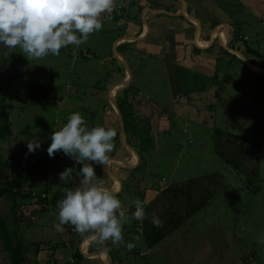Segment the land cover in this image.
I'll return each mask as SVG.
<instances>
[{"label": "rangeland", "instance_id": "1", "mask_svg": "<svg viewBox=\"0 0 264 264\" xmlns=\"http://www.w3.org/2000/svg\"><path fill=\"white\" fill-rule=\"evenodd\" d=\"M213 1L224 12H229L228 8L234 9L230 4L233 1ZM246 1L236 0L245 16L253 14ZM255 16H252V23L246 16L247 23H251L264 40L262 16ZM246 28L248 26L240 29L243 32ZM102 31L107 33L108 29L103 27ZM85 51L87 49L83 44L79 47L70 45L62 48L59 56L49 55L41 60L30 61L19 48L9 49L0 44V56L7 57L8 61L6 72L0 73V82L7 81L12 89L22 92H28L31 84L39 86L35 89L37 99L13 102L14 108L9 111L11 133L8 140H0V151L6 154L12 145L18 158L24 162H37L39 178L45 171L49 176L50 191L47 190V193L53 202L57 197L52 192L58 189V185V191L66 186L63 181H59L61 167L72 168L74 176L77 173L73 168L75 161L62 151L54 157H50L47 152L51 133L66 123L71 113H82L89 128L103 124L113 129L119 124V144L114 146L108 157L113 154L118 156L120 150H127V144L138 150V147L128 143V135L125 143L122 142L120 117L110 100L116 88L122 89L116 84L124 83L131 75L129 84L137 85V99L142 101L141 113L145 116L143 124L154 139L155 149L152 151L149 148L144 157V153L139 150L133 151L138 162L147 164L131 173L133 176L127 187L138 194L143 192L147 183H161L164 177L167 182L178 183L172 186L180 187L176 200L184 202L180 192L184 190L188 199L200 207L193 209L196 210L195 216L183 218L175 226L172 235L164 241L160 255L152 257L154 264H264V89L258 90L253 83L254 75L245 66L227 67L216 59L217 68L214 66L219 77L217 80L209 75L188 74L192 82L200 79L206 86L202 82L200 88H179L168 85L169 71L161 69L155 58L146 52L137 57V67H142L141 70L131 63L128 72L114 49L89 57L81 54ZM226 74L231 75L232 80L225 82ZM244 82H247V87H243ZM45 85H49L50 89L47 90ZM42 86L45 89H41ZM220 88L222 91L216 98ZM172 91L174 94L170 93ZM193 91L197 92L190 94ZM188 92L190 95L187 98L182 95ZM126 95L128 93L121 92L115 104ZM212 101L215 105L206 107ZM251 119V124H244V120L250 123ZM112 120L115 122L110 127ZM28 141H39L40 147L30 153ZM173 162H177L179 167L170 168ZM227 162H241V184L236 180H228L223 186L222 182H218L219 185L214 182L217 187L214 191L210 190L204 175L212 170L225 175ZM251 162L258 164L257 170L260 172L253 184L248 183L245 176ZM135 184L138 187H133ZM77 185L75 182L74 187ZM36 188L41 190L42 183L37 182ZM166 198L165 193L164 202H167ZM26 205L22 203L18 209L22 217L19 232L27 249L28 264H38L33 258L37 248L34 242L52 236V225L56 218L43 214L27 227L30 220L36 219V215L32 213L34 207ZM179 207L186 209L184 204H179ZM0 215L13 218L9 204L2 199ZM159 231L162 232V227ZM46 244L42 246L47 247ZM0 264H11L1 238Z\"/></svg>", "mask_w": 264, "mask_h": 264}, {"label": "crops", "instance_id": "2", "mask_svg": "<svg viewBox=\"0 0 264 264\" xmlns=\"http://www.w3.org/2000/svg\"><path fill=\"white\" fill-rule=\"evenodd\" d=\"M184 1L185 3L182 0H116V7L111 13V19H107L106 16L102 18V28H107L108 32L102 31L101 28L99 31L90 34L87 42L83 44L87 51L81 54L89 57L114 49L115 55L119 56L122 62L125 59L129 66L132 63L136 65L138 70H141L142 67H137V57L146 52L155 58V61L161 65V69L166 72L169 71V86L179 88L199 86L200 88L203 81L198 79L196 82H192L189 75L204 74L215 79L213 75L217 72L216 59L219 58V54L223 56V50H227L235 56L231 63H229V56H226L227 59L224 60V64L227 67L236 65L238 68L244 66L248 68L249 66L251 71L263 77L261 75L264 74V67L261 66L264 60V40H262L257 29L252 28L251 23L253 15L262 16L264 23V0L246 1L253 13L246 15L251 21L250 25L247 23L244 13L240 11L236 0H227L233 1L230 4L234 6L233 10L228 8L229 12L222 11L213 0ZM243 23L248 28L242 32L240 28L244 27ZM237 26L240 28L238 29ZM254 51L259 52V54L254 53ZM125 78L126 75L123 76V79ZM260 82L261 80L255 75L253 83L258 87V90L263 88ZM246 83L244 82L243 87L248 86ZM119 84L121 83L116 84V86L118 87ZM205 84L204 86H206ZM135 86L137 87V85ZM213 86L216 84L211 85L209 89H212ZM116 90L118 91L117 88ZM116 90L112 96L113 99H115ZM198 90L201 92V89ZM208 90L205 92V99H207ZM196 92L193 91L190 94ZM170 93L174 94L173 91ZM190 94L188 92L182 95L187 98ZM108 96L110 98V91ZM218 96L220 94L217 93L216 98ZM175 99L176 97L173 101ZM252 121L253 119L248 123L244 120V124H251ZM114 122L115 120H112L109 123L110 127ZM100 126L104 125L101 124ZM113 129L117 131L115 127ZM126 138L124 135L123 139L126 140ZM117 140L119 139L114 138V146L119 144ZM126 147L127 150H120L118 156L111 155L104 165H97L95 170L104 179L105 185L118 193V198L121 199L122 206L129 215L135 211V203L133 202L136 199L139 198L144 202L148 218L141 224L142 231L140 232L138 229L140 222L131 220L123 226L124 245L113 246L111 242L100 245L97 243L94 234L81 235L70 224L63 225V231H58L55 225L59 224V220L52 210L46 213L52 219L56 218L52 225V236L44 241L34 242L35 244L40 243L35 249V255H33L38 264H69L71 260L74 264H154L155 261L152 260V257L160 255L159 252L164 248V241L172 235L175 226L181 222V219L196 215V210L193 209L200 207L188 199L184 190L180 191L184 202L181 203L179 199L176 200L180 187L172 186L178 185V183L167 182L164 177L161 183H147L141 193L137 194L135 190L130 191L127 183L133 176L131 173L144 168L147 163L138 162L133 152H137V150L131 149L128 144ZM235 155L239 158L238 152ZM232 158H234V152ZM85 163L91 164L92 162ZM227 164L225 175H219L215 170L204 175L205 183L210 190L214 191L217 187L214 182L218 185V182H222L223 186L228 180H236L241 184L239 175L241 162H227ZM80 167V164L73 162V168L77 170L76 175H71L72 178L59 191L60 186L58 185V189L52 192L54 196L59 198L64 195L67 188H74L75 182L79 185ZM176 167H179L178 163L173 162L170 168ZM257 168L256 162L249 164L245 175L247 182L249 181L248 178L259 177L260 172ZM61 170L63 172L65 168L61 167ZM40 177L39 182L44 183L49 190L47 172L45 171V174ZM133 187L138 186L135 184ZM165 193L167 194V202H164ZM133 195L136 198H132ZM179 204H184L186 209L179 207ZM153 213L159 216L163 222L162 232L151 223ZM135 237H140L139 241ZM44 243H47V247L42 246ZM127 243H133L136 246L129 251L126 247Z\"/></svg>", "mask_w": 264, "mask_h": 264}, {"label": "clouds", "instance_id": "3", "mask_svg": "<svg viewBox=\"0 0 264 264\" xmlns=\"http://www.w3.org/2000/svg\"><path fill=\"white\" fill-rule=\"evenodd\" d=\"M115 7L116 0H0V44L19 48L30 61L59 56L62 48L86 43L90 34L102 28L103 17L111 19ZM116 134L114 129L100 125L89 128L80 112L71 113L67 122L51 133L48 155L54 157L62 151L81 165L79 185L67 188L57 201L58 231L70 224L81 235L94 234L100 245L111 242L120 246L125 244L123 226L131 220L142 224L148 218L139 198L129 215L118 193L107 187L95 170L107 162ZM39 147V141H28L30 153ZM71 175L72 168H66L59 174V181L67 184ZM151 223L163 227L155 213ZM135 239L139 241L140 237ZM135 246L126 244L129 251Z\"/></svg>", "mask_w": 264, "mask_h": 264}, {"label": "trees", "instance_id": "4", "mask_svg": "<svg viewBox=\"0 0 264 264\" xmlns=\"http://www.w3.org/2000/svg\"><path fill=\"white\" fill-rule=\"evenodd\" d=\"M254 53L259 54V52L257 51H254ZM226 56H229V63H231L235 57L234 55L230 54L229 51L223 50V56L217 59L218 62L224 64V60L227 58ZM0 62V73L4 74L7 68V57L0 56ZM261 67H264V60ZM247 70L250 72V74H253L254 76L256 75L261 80V82L264 83V74L261 75L263 77H260L258 76L259 74L254 73L250 69L247 68ZM213 77L216 80L219 78L217 76V73H215ZM224 80L225 82H228L232 80V76L226 74ZM262 86L264 88V84ZM38 87L39 86L37 84H31L28 92H22L17 89H12L8 85L7 81L0 82V140H8V136L11 133L9 111L14 108L13 102H24L30 99H37V94L35 95V89H37ZM43 88L45 89L44 86H42L41 89ZM46 89L49 90L50 86L47 85ZM221 91L222 88L219 89L218 94H220ZM121 92L128 93V95L123 96L120 100L117 101L124 119L126 137L127 135L128 137H130V142L128 141V143L134 145L135 147H138L139 151H137L140 153H144V157L145 152L149 148L154 151L155 144L154 139H152L149 134L150 132L148 128L145 129L143 124V117L145 116L141 113L142 101L140 99H137V87L135 85L133 86L132 83H130L127 87L119 89L117 91L115 101L116 99H118ZM214 105V102H210L209 105L207 103L206 107L211 108ZM148 122L151 124L150 118ZM147 127H149V125H147ZM115 129L117 130V135L115 138L119 139V124H117V127H115ZM139 147H141V151ZM39 173L40 168L38 163L24 162L22 159L18 158L12 145L9 146L6 154H3L0 151V200L2 199L7 204H9L10 212L13 214L12 219H10L9 215H0V238L2 240L4 249L9 254L11 264H28L27 249L24 246L25 244L22 241L19 232L20 225L22 223V217L20 218L18 209L21 207L22 203H27V205H32L34 207L32 213L36 215V219L29 221L30 224L27 225V227H30L31 223L38 221L41 213L46 214L53 210L57 214V201L62 199L65 195L64 194L59 199L56 198L53 202H51V197H49L47 193L48 189L44 183H42L41 190H38L36 188V183L39 182ZM254 179L249 178V183H255L256 179L258 178ZM36 245L39 246L40 243L37 242Z\"/></svg>", "mask_w": 264, "mask_h": 264}, {"label": "water", "instance_id": "5", "mask_svg": "<svg viewBox=\"0 0 264 264\" xmlns=\"http://www.w3.org/2000/svg\"><path fill=\"white\" fill-rule=\"evenodd\" d=\"M182 1L185 3L184 0H182ZM122 59H123V58H122ZM123 62L125 63V65H126V67H127V69H128V72H129V65H128L127 61H126L125 59H123ZM129 74H130V73H129ZM129 76L131 77V75H129ZM130 77H129L128 80H125L124 83L122 82L121 84H119L118 87H121V88L126 87V86L129 84V82H130ZM111 101L114 103L115 108H116V111H117V113H118V115H119V117H120L121 127H122L121 137H123L124 134H125V124H124V119H123V116H122V113H121V110H120L119 106H118L117 104H115V100H114L113 98H111ZM113 103H112V104H113ZM122 142L125 143V140L123 139ZM128 146H129V145H128ZM130 148L133 149V150H135V149H134L133 147H131V146H130Z\"/></svg>", "mask_w": 264, "mask_h": 264}, {"label": "built area", "instance_id": "6", "mask_svg": "<svg viewBox=\"0 0 264 264\" xmlns=\"http://www.w3.org/2000/svg\"><path fill=\"white\" fill-rule=\"evenodd\" d=\"M141 227H142L141 223H138V229L140 232L142 231ZM69 264H74L73 260H71Z\"/></svg>", "mask_w": 264, "mask_h": 264}]
</instances>
